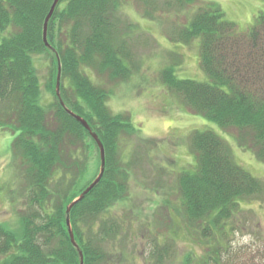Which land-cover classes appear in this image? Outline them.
<instances>
[{
	"label": "trees",
	"instance_id": "16d2710c",
	"mask_svg": "<svg viewBox=\"0 0 264 264\" xmlns=\"http://www.w3.org/2000/svg\"><path fill=\"white\" fill-rule=\"evenodd\" d=\"M52 1L0 0V128L13 135L11 165L20 181L14 190L25 206L16 210L13 224L0 222V264L80 263L68 235L66 207L90 184L79 187L88 149L98 148L56 97L58 62L61 100L87 121L105 151L101 179L69 211L82 264H105L123 230L119 219L107 214L130 195L136 156L129 148L148 151L131 115L112 113L107 105L113 92L105 83L125 82L138 70L130 47L139 26L125 10L131 7L158 24L169 20L164 34L171 44L195 42L206 80L178 77L181 62L173 60L161 68L159 81L186 110L216 124L262 162L264 8L240 31L214 1L60 0L47 26L51 49L42 31ZM40 57L49 65L44 90L36 64ZM91 72L103 84L94 82ZM188 148L194 162L176 175L179 203L163 205L172 212L166 230L174 235L178 230L199 246V252L184 253L181 263L264 264V227L252 219L251 208H244L264 198V179L238 164L228 142L212 129H193ZM237 234L248 240L236 243ZM154 236L159 242L164 233ZM168 245L155 244L156 264L168 254Z\"/></svg>",
	"mask_w": 264,
	"mask_h": 264
},
{
	"label": "rangeland",
	"instance_id": "374dc122",
	"mask_svg": "<svg viewBox=\"0 0 264 264\" xmlns=\"http://www.w3.org/2000/svg\"><path fill=\"white\" fill-rule=\"evenodd\" d=\"M205 1L218 3L226 19L233 21L240 31L248 28L257 13L264 8V0ZM124 15L139 26L138 31L133 34L130 47L138 70L132 71L125 82L105 83L113 92L107 105L112 113L131 115L133 122L140 127L142 137L146 139L148 151L145 153L139 150L135 153L133 147H128L131 155L136 156L134 163L130 164V195L108 211V218L117 217L123 230L117 235L113 250H109L105 264H156L151 255L156 243L162 246L169 243L168 254L163 255L159 264H182L184 253L190 250L199 252V246L188 241L186 235L178 230L175 235L171 230H166L169 223L167 214L171 211L163 205L168 203L173 206L179 203L174 197L176 175L182 169L193 167V155L188 148L192 130L209 128L216 131L230 145L233 159L255 177L264 179V161H258L252 152L238 148L216 124L186 110L178 100L171 98L159 81V71L173 60L181 62L175 69L178 77L206 80V75L197 64L195 42L185 47L171 44L164 34L170 26L169 20L158 24L140 17L131 7L125 10ZM36 64L44 90L48 60L40 57ZM89 76L94 82L103 84L92 72ZM44 96L48 100L51 98L50 94ZM12 138L11 133L0 128V222L9 224L16 222V210L25 207L23 198L15 191L20 181L14 177L19 175V171L11 165ZM88 150L86 171L79 187L91 183L99 173L98 150L93 145ZM244 208H251L254 213L252 219L264 227V198L246 204ZM162 233L164 237L158 242L154 234L160 236ZM247 240L248 236H236V243Z\"/></svg>",
	"mask_w": 264,
	"mask_h": 264
},
{
	"label": "water",
	"instance_id": "95a60500",
	"mask_svg": "<svg viewBox=\"0 0 264 264\" xmlns=\"http://www.w3.org/2000/svg\"><path fill=\"white\" fill-rule=\"evenodd\" d=\"M59 1L60 0H53L52 1L50 8H49V11H48V13L44 19V23H43L42 39H43L45 46L49 47V48H51V46L49 45V43L47 41V37H46L47 36L48 21H49L50 17L52 16V13H53L56 5L59 3ZM59 89H60V66H59V62H58V69H57L56 83H55L56 97L59 100L60 104L64 107V110L66 111V113L68 115H70L71 117H73L75 120H77L87 130V132L89 133L91 138L94 140L95 144L97 145V148L99 151V158H100V168H99V173L96 176V178L81 192V194L76 199H74L66 207V225H67V229H68V235H69L71 243L78 250L79 259H80L79 264H82L83 263V255H82V252L80 251V249H79V247H78V245L74 239L73 231L71 229L70 221H69V211H70L71 207L75 203L80 201L84 197V195H86L101 179L103 172H104V168H105V151H104V147H103L101 140L99 139L98 135L91 129V127L89 126L87 121L83 117H81L80 115L74 113L72 110L65 107L63 101L61 100Z\"/></svg>",
	"mask_w": 264,
	"mask_h": 264
}]
</instances>
